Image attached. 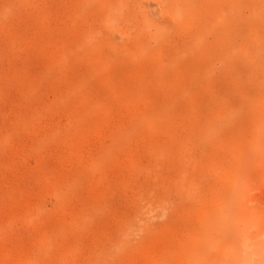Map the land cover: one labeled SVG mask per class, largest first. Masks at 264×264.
<instances>
[{
    "label": "rangeland",
    "instance_id": "rangeland-1",
    "mask_svg": "<svg viewBox=\"0 0 264 264\" xmlns=\"http://www.w3.org/2000/svg\"><path fill=\"white\" fill-rule=\"evenodd\" d=\"M0 264H264V0H0Z\"/></svg>",
    "mask_w": 264,
    "mask_h": 264
}]
</instances>
